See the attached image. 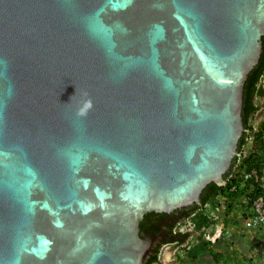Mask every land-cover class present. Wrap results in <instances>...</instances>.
I'll use <instances>...</instances> for the list:
<instances>
[{
    "label": "water",
    "instance_id": "95a60500",
    "mask_svg": "<svg viewBox=\"0 0 264 264\" xmlns=\"http://www.w3.org/2000/svg\"><path fill=\"white\" fill-rule=\"evenodd\" d=\"M262 37L264 0H0V264H142L224 184Z\"/></svg>",
    "mask_w": 264,
    "mask_h": 264
},
{
    "label": "trees",
    "instance_id": "16d2710c",
    "mask_svg": "<svg viewBox=\"0 0 264 264\" xmlns=\"http://www.w3.org/2000/svg\"><path fill=\"white\" fill-rule=\"evenodd\" d=\"M261 53L257 64L249 71L246 80L243 84L242 92V109L241 116L244 126L242 135L238 141L237 151H241L243 145L246 143L247 138L253 133L249 123L250 117L257 111L258 102L257 99L263 96V76H264V37L261 38ZM264 123L260 128L252 134L253 145L247 155L243 158L240 165L244 170H250L252 168L260 169L261 163L264 157ZM238 157H234L229 170L225 173L223 179L226 183L223 186H219L216 183H209L202 190L200 195V204H193L188 207H182L174 210L171 213H158L157 218L162 219L158 223V231L163 230L167 232V236L160 239V242L152 250L145 252L142 264H158L159 262V250L162 244L167 242H174L177 245H183L190 236L189 232H176V227L181 224L182 221L189 219L193 230L200 232L202 228L214 227L215 222L209 220L201 210V206L208 202H215L217 198H224L226 214H230L235 210L237 206L251 208L253 200L262 193L259 186L251 180L241 181L240 173L234 177L228 178L231 169L235 165ZM243 170V169H242ZM201 205V206H200ZM236 217V213H234ZM155 216V212L147 213L139 223V227L149 226V217ZM169 220V222H167ZM236 222V221H235ZM237 223V222H236ZM235 223V224H236ZM224 224H227L225 221ZM213 258L217 262L222 264H232V255H223L219 252H213ZM197 264H201V261Z\"/></svg>",
    "mask_w": 264,
    "mask_h": 264
},
{
    "label": "rangeland",
    "instance_id": "374dc122",
    "mask_svg": "<svg viewBox=\"0 0 264 264\" xmlns=\"http://www.w3.org/2000/svg\"><path fill=\"white\" fill-rule=\"evenodd\" d=\"M257 102L259 104L258 109L261 107L262 111H259L256 116L250 118L249 123L251 125H253L254 122L260 118L262 119L261 121H264V102L262 100V96L257 99ZM249 140L251 141V139ZM250 141H248V143ZM248 145L246 146L247 150H249ZM243 211L245 212L250 210L244 207L237 209V213ZM217 218V222L219 221L221 224L212 227V229L215 230L200 233L190 232L192 237L189 238L187 243L182 246H177L175 244L165 245L161 250L162 252L159 264H197L200 261L201 264H215L213 262L215 261L213 258V252L240 257V255L244 256L243 251H248L250 256L256 257L257 254L253 253L255 252V246L259 238V230L252 229L246 225L248 218L247 214L244 213L243 217H240L239 215L234 217L233 214H226V212L222 210L221 218L218 216ZM236 219L237 221L239 219V222L242 220L243 224H240L239 222H237L238 224H235ZM225 221L227 224L224 225ZM185 229L190 228L187 227ZM183 232H186V230ZM263 252L264 251L261 253ZM250 256L247 257V260ZM240 262L243 263V261Z\"/></svg>",
    "mask_w": 264,
    "mask_h": 264
},
{
    "label": "clouds",
    "instance_id": "9594fccd",
    "mask_svg": "<svg viewBox=\"0 0 264 264\" xmlns=\"http://www.w3.org/2000/svg\"><path fill=\"white\" fill-rule=\"evenodd\" d=\"M262 83H264V76H263V80H262ZM262 100H263V102H264V96H262ZM258 108H259V105H258ZM257 108V111L251 116V117H253V116H256L257 115V113L259 112V111H262V109H261V107H260V109H258ZM250 117V118H251ZM250 120V119H249ZM262 119L260 118V119H258V120H256L255 122H254V124L253 125H251L250 124V126H251V128H252V132L254 133V132H256L259 128H260V126H261V124L262 123H264V121H261ZM252 133V134H253ZM252 134L247 138V140H246V143L243 145V147H242V150L241 151H239L238 152V154H237V157H238V159H237V161H236V163H235V165L233 166V168H232V170H231V172L234 170V169H236L237 170V174L238 173H241L243 170H244V168H241L240 167V165H241V163H242V158H240L241 156H242V152L243 151H245L246 152V155H247V153L249 152V150H251L252 149V145H253V136H252ZM249 139H251V141L249 140ZM248 141H250L249 143H248ZM249 144V145H248ZM249 146V150H247L246 149V146ZM235 167H237V168H235ZM243 169V170H242ZM230 172V173H231ZM226 183V181L224 180V184ZM223 184V185H224ZM222 185V186H223ZM218 207H220V208H218ZM201 210H203V214L209 219V220H211V221H213V222H215V224H214V226H218L219 224H221L219 221L217 222V216L218 217H220L221 218V212H222V210L225 212V210H226V207H225V200H224V198H217V201H213V202H208V203H206V204H204V205H202L201 206V208H200ZM251 209V208H250ZM252 212V211H251ZM212 213V214H211ZM249 217V216H248ZM220 220V219H219ZM236 221V220H235ZM237 222V221H236ZM235 222V223H236ZM225 225V224H224ZM190 228V229H185V228ZM178 229L179 230H181V233H184L183 231H185L186 230V232H194V233H200V232H211V231H213V230H215V229H212V227L211 226H209L208 228H202V229H204V230H202L201 229V231L200 232H195L194 230H193V226H192V224H191V222H190V220L189 219H187V220H184V221H182L181 222V224L178 226ZM253 229V228H252ZM256 230H258V229H256ZM259 231H264V230H262V229H259ZM192 237V234H190V236H189V238H191ZM188 238V239H189ZM188 239H187V241H188ZM187 241L185 242V243H187ZM169 244H175L174 242H170ZM175 245H177V244H175ZM184 245V244H183ZM179 246H182V245H179Z\"/></svg>",
    "mask_w": 264,
    "mask_h": 264
},
{
    "label": "built area",
    "instance_id": "2783aa9c",
    "mask_svg": "<svg viewBox=\"0 0 264 264\" xmlns=\"http://www.w3.org/2000/svg\"><path fill=\"white\" fill-rule=\"evenodd\" d=\"M245 156H246V152L243 151L242 156L240 158L243 159ZM235 175H237L236 169H234L229 174L228 178L234 177ZM239 176L241 177V181L244 182L247 180H251L254 183H256L259 186V188L262 190V193L258 195L252 202L251 205L252 212L247 218L246 225L253 229L264 230V157L260 169L252 168L250 170H243Z\"/></svg>",
    "mask_w": 264,
    "mask_h": 264
},
{
    "label": "crops",
    "instance_id": "0c3cea01",
    "mask_svg": "<svg viewBox=\"0 0 264 264\" xmlns=\"http://www.w3.org/2000/svg\"><path fill=\"white\" fill-rule=\"evenodd\" d=\"M239 206H237L235 208V210L233 212H231L230 214L232 215H235L234 213H236V216L239 215L240 217H243V214L246 213L247 216H249L251 214V209H249L250 211H243V212H238L237 213V209ZM246 208V207H245ZM240 219V218H239ZM239 219L237 222H239ZM240 224H243L242 220L241 222H239ZM238 224V223H237ZM240 227L242 228V226L240 225ZM238 228V227H237ZM235 231V230H234ZM258 235H259V238L257 240V243H256V249H255V252L253 254H257L256 257L254 256H250L249 252H245L243 251V255H240V257H236L235 255H232L233 256V260H232V264H264V252L261 253L262 251H264V231H258ZM259 253V254H258ZM249 257V259L247 260V257ZM242 258V259H241ZM240 261H243V263H241ZM215 264H222V262H217V261H213Z\"/></svg>",
    "mask_w": 264,
    "mask_h": 264
},
{
    "label": "flooded vegetation",
    "instance_id": "af4514ba",
    "mask_svg": "<svg viewBox=\"0 0 264 264\" xmlns=\"http://www.w3.org/2000/svg\"><path fill=\"white\" fill-rule=\"evenodd\" d=\"M157 214L158 213H155V216L151 215L149 217V220H150V222L148 223L149 226H146V227H142L141 226V227H139L140 234H142V235H144L146 237H149V244H148V247H147L146 251L154 249L156 247V245L158 244V242H160V239H162V238H164L165 236L168 235L167 232L164 231V229L158 231V229H157L158 223L160 221H162V219H158L157 218ZM167 222H169V220H167ZM176 232H181V230L178 229V226L176 227ZM169 243L170 242L162 244V246H161V248L159 250V259H160V255H161V252H162L161 251L162 248L165 245L169 244ZM177 246H179V245H177ZM159 262H158V264H159Z\"/></svg>",
    "mask_w": 264,
    "mask_h": 264
}]
</instances>
